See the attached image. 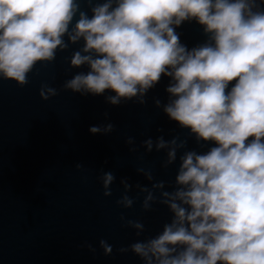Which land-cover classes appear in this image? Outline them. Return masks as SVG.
I'll return each instance as SVG.
<instances>
[{
  "label": "clouds",
  "instance_id": "1",
  "mask_svg": "<svg viewBox=\"0 0 264 264\" xmlns=\"http://www.w3.org/2000/svg\"><path fill=\"white\" fill-rule=\"evenodd\" d=\"M87 2L86 12L80 0H0V78L24 86L38 62L50 63L57 50L80 41L70 66L87 71L63 84L73 93L103 96L112 105L144 103L161 77L168 78L163 113L209 147L183 151L171 191L163 181L151 189L135 186L147 193L145 210L159 191L171 219L154 237L118 251H131L142 264H264V0ZM185 22H195L206 39L184 43L177 29ZM56 94L41 84L43 100ZM112 130L111 123L103 128ZM126 143L135 151L132 137ZM143 146L164 151L167 167L185 141L157 136ZM137 171L153 180L150 171ZM115 179L110 171L98 177L104 196L112 194ZM120 183L124 192L116 204L130 208L131 186L126 178ZM120 219L137 236L144 232L141 221ZM99 245L111 254L105 240Z\"/></svg>",
  "mask_w": 264,
  "mask_h": 264
},
{
  "label": "water",
  "instance_id": "2",
  "mask_svg": "<svg viewBox=\"0 0 264 264\" xmlns=\"http://www.w3.org/2000/svg\"><path fill=\"white\" fill-rule=\"evenodd\" d=\"M80 7L87 12L90 5L80 0ZM177 31L189 47L206 39L195 22H185ZM82 43H68L50 63L38 62L24 86L0 78V264H142L131 251L118 249L154 237L172 214L159 203L157 190H153L156 202L145 210L147 193L135 186L151 189L163 181L164 190L171 191L183 151L209 147L197 144L163 113L166 77L146 93L144 103L112 105L103 96L64 89V82L76 72L87 71L86 66H70ZM44 83L57 90L48 100L39 95ZM109 123L113 130L105 133ZM91 125L101 131L89 132ZM157 136L185 141L177 160L167 167L164 151L148 152L143 146L144 140L155 141ZM128 137L134 139L135 151L129 150ZM139 168L150 171L153 180L149 182ZM104 171L116 177L107 197L98 180ZM121 178L131 186L130 208L116 204L124 192ZM121 215L141 221L144 232L137 236ZM101 239L112 246L110 255H104Z\"/></svg>",
  "mask_w": 264,
  "mask_h": 264
}]
</instances>
